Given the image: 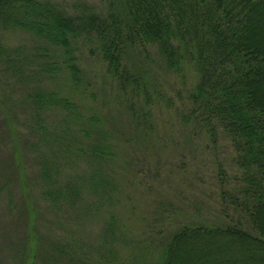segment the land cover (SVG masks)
Listing matches in <instances>:
<instances>
[{
	"label": "rangeland",
	"instance_id": "obj_1",
	"mask_svg": "<svg viewBox=\"0 0 264 264\" xmlns=\"http://www.w3.org/2000/svg\"><path fill=\"white\" fill-rule=\"evenodd\" d=\"M37 1L66 15L82 3L105 7ZM145 53L131 49L113 71L93 35L62 45L0 26V186L19 151L47 264H145L178 221L221 210L219 165L227 179L234 172L228 139L213 141L188 115L196 74ZM39 92L50 100L36 102ZM11 184L0 194V264H16L10 253L21 233L8 207L24 192Z\"/></svg>",
	"mask_w": 264,
	"mask_h": 264
},
{
	"label": "trees",
	"instance_id": "obj_2",
	"mask_svg": "<svg viewBox=\"0 0 264 264\" xmlns=\"http://www.w3.org/2000/svg\"><path fill=\"white\" fill-rule=\"evenodd\" d=\"M8 24L62 45L80 32L93 35L113 71L131 49L156 53L174 72L193 71L188 115L213 141L218 133L227 137L228 168L234 172L227 179L219 165L221 210L178 221L159 239L158 258L146 263L264 264V0H105L102 10L82 3L73 15L42 1L0 0V26ZM35 98L50 100L41 92ZM16 153L8 161L12 174L0 186V194L9 183L24 192L18 206L9 201V215L14 213L22 233L10 258L47 264L24 163Z\"/></svg>",
	"mask_w": 264,
	"mask_h": 264
}]
</instances>
